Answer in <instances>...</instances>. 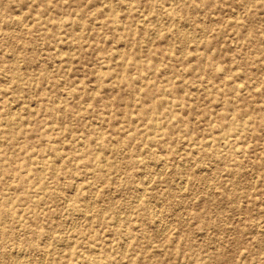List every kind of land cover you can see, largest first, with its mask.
Instances as JSON below:
<instances>
[{"label": "rangeland", "instance_id": "rangeland-1", "mask_svg": "<svg viewBox=\"0 0 264 264\" xmlns=\"http://www.w3.org/2000/svg\"><path fill=\"white\" fill-rule=\"evenodd\" d=\"M0 264H264V0H0Z\"/></svg>", "mask_w": 264, "mask_h": 264}, {"label": "bare ground", "instance_id": "bare-ground-1", "mask_svg": "<svg viewBox=\"0 0 264 264\" xmlns=\"http://www.w3.org/2000/svg\"><path fill=\"white\" fill-rule=\"evenodd\" d=\"M209 181V180H208ZM212 190V189H211ZM139 192V191H138ZM203 192V191H202ZM20 260V259H19ZM18 263V262H17ZM20 263V262H19Z\"/></svg>", "mask_w": 264, "mask_h": 264}]
</instances>
